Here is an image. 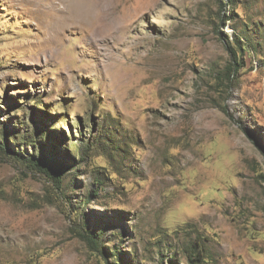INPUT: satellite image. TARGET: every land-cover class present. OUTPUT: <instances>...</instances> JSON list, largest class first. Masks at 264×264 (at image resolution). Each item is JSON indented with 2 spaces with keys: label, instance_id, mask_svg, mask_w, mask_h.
Wrapping results in <instances>:
<instances>
[{
  "label": "rangeland",
  "instance_id": "rangeland-1",
  "mask_svg": "<svg viewBox=\"0 0 264 264\" xmlns=\"http://www.w3.org/2000/svg\"><path fill=\"white\" fill-rule=\"evenodd\" d=\"M0 128V264H264V0H0Z\"/></svg>",
  "mask_w": 264,
  "mask_h": 264
},
{
  "label": "trees",
  "instance_id": "trees-1",
  "mask_svg": "<svg viewBox=\"0 0 264 264\" xmlns=\"http://www.w3.org/2000/svg\"><path fill=\"white\" fill-rule=\"evenodd\" d=\"M230 4V3H229ZM229 6V5H227ZM230 50V58L231 62L227 69L229 74L236 72L238 67H240V63H238V54H236L232 49ZM240 50H243L241 47ZM26 139H23V136L20 137L19 134L9 133L6 129L2 130L0 128V154L4 157H8L10 159H14L17 162L25 163L31 169L36 172L48 177L55 189L58 191L61 189L62 178L66 173L64 169V164L58 161L57 158H54V162H52V158L50 161H45L43 158L38 157L37 154H29L30 156L23 155L19 151L12 149V146L16 144V146H25L34 147L37 141L36 136L28 135ZM79 238L85 242L90 251L94 253H98V255L103 258L106 264L108 260L106 258L105 252L102 250V247L96 238V236L87 228V226L83 227L81 233H79ZM187 264H203L205 260H207V256L205 254V249L203 245L198 246L195 243L194 247H191L187 251ZM116 264V263H111Z\"/></svg>",
  "mask_w": 264,
  "mask_h": 264
}]
</instances>
